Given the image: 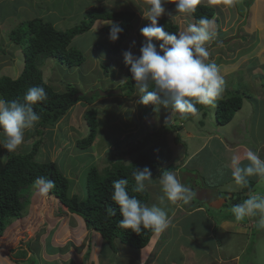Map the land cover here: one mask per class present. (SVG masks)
<instances>
[{
  "label": "rangeland",
  "instance_id": "1",
  "mask_svg": "<svg viewBox=\"0 0 264 264\" xmlns=\"http://www.w3.org/2000/svg\"><path fill=\"white\" fill-rule=\"evenodd\" d=\"M250 1L234 0L233 6L224 4L223 0L214 4L218 8L213 18L216 37L205 46L211 53L210 59L214 60L217 65L226 60V53L227 55L230 54L235 46L247 43L248 36L245 27L248 22L244 23L246 19L244 13ZM96 5H105L115 10L132 9L136 11L137 17L134 28L128 40L123 44L119 56L124 57L123 53L130 50L134 56L138 57L145 40L140 34V30L150 25V21L144 19L141 14V11L148 7L147 0H115L114 6H112V0H107L106 4L105 0H0V26L2 27L0 28V76L9 75L16 78L24 68V51L22 48L17 50L18 46L15 49L14 43L10 40V32L13 28L20 26L28 19L41 17L53 22L59 29L67 30L80 24L84 20L85 12ZM164 7L166 13L163 16L171 17L179 24V33L184 31L188 25L194 24L191 15L176 13L175 4L168 3ZM109 22L97 20L88 32L79 34L73 39L72 46L82 50L85 54L86 60L83 64L67 66L56 58H48L40 65L44 79L55 89L64 91L69 86L68 84H71L88 95L98 94L94 103L78 102L64 118L56 123L55 127L44 128L41 126L27 130L25 142L16 151L24 152L35 141L42 138L44 141L39 148L36 159L39 162L55 161L70 178L72 193H78L83 197L86 195L87 171L91 165L95 163L100 170H103L111 158L121 159L126 163L130 162L137 155L129 156V152L134 150V147L135 149L136 147L140 148L141 151L144 150L148 141V145L151 143L148 135L155 136V133L167 123H178L180 115L170 107L165 108L163 105H161L163 106V113L159 109V111L155 110L153 114L154 111L150 104L142 105L137 102L139 95H141L138 88L132 95L123 93L122 84L128 80V67L130 65L126 66L118 54H113L108 50L110 39L103 32V27ZM226 70L227 67L220 73H224ZM92 107L97 108V116L100 120L98 136L90 149L82 150L77 147L76 141L85 137L89 132L85 112ZM213 109L215 106L208 108L209 111H213ZM198 116H195L189 124L192 125ZM217 121L214 116L211 119L212 126L219 123ZM203 122L199 124L198 130L205 129ZM236 131L241 132L238 128ZM169 134L174 138L172 132ZM2 139L3 137L0 136V141ZM247 145L254 147L252 142L247 143ZM255 150L253 149V151ZM7 154L8 151L0 146V171L5 166ZM242 154L243 151L239 149L224 148L222 153L216 155L217 162L213 163L212 168L216 169L217 172L212 175H209L210 170L207 169V166L203 167V164H197L200 161L199 158L195 160L194 164L185 168L178 161L172 162L169 166L175 167L170 171L175 173L178 171L177 175L180 181L191 187L196 193L193 199L195 202H201L200 197L204 188L208 189L205 196L213 195L216 190L225 191L228 201L220 211L206 207L209 211H218V214H229L234 217L230 211L234 206L232 204L234 193H229V190L238 185L235 184L232 176L233 166L231 161L228 162L227 166L230 171L227 176L219 164H223L226 159H232L234 155L241 158ZM224 178L230 179L224 181ZM211 181L219 184L214 185L210 183ZM254 190H258V194L264 193V179L259 182L252 181L251 187H244L238 193L241 195L245 192L256 194L253 192ZM148 192L153 193V188L150 187ZM234 196L239 197V194ZM25 201L26 207L22 218L12 219L7 224L4 236L0 239V264H18L11 259L22 249L27 252L31 259L21 261L19 264H31L32 261L36 264H100L101 261L106 264H114L111 260L116 264L136 263L135 260H132L135 255L131 251H122L124 247L121 243H119L121 249L119 258V256L116 257L112 254V249L106 240L98 236L93 230L88 229L78 216L66 212L60 214L59 207L61 204L55 197H50V195L42 197L32 186L26 190ZM189 204L191 201L186 206ZM40 211H42L44 218L42 223ZM256 217L258 220L255 222L258 223L259 216ZM247 219L254 222L250 217L239 222L247 224ZM187 221L182 220L180 224L187 226L189 222ZM219 229L220 226L218 225L216 227L217 235L220 234L222 227L221 230ZM263 230L262 228L253 232L249 227L242 229L246 236L250 232L258 235L251 240L246 256L253 259V249H256L258 258L262 260L261 264H264V238L259 237L262 234L264 237V232H261ZM244 239V236L235 234L231 240L232 246L235 247ZM126 249L129 248L126 247ZM61 251L64 257L59 253ZM157 256L158 251L154 260L159 259L160 256Z\"/></svg>",
  "mask_w": 264,
  "mask_h": 264
},
{
  "label": "trees",
  "instance_id": "2",
  "mask_svg": "<svg viewBox=\"0 0 264 264\" xmlns=\"http://www.w3.org/2000/svg\"><path fill=\"white\" fill-rule=\"evenodd\" d=\"M217 11L216 6L204 4L198 6L196 12L191 16L194 19V24H196L201 17L213 20ZM136 17L137 13L132 9L115 10L105 5H96L85 12L84 20L80 24L67 30L59 29L53 22L44 20L41 17L31 18L21 23L20 26L11 30L10 39L15 45L23 47L24 68L16 78L9 75L0 76V98L7 101L19 100L23 102V97L30 87H43L47 94V100L33 105L34 111L41 117L40 127L55 126L78 102L93 104L98 94L88 95L71 84H68L69 86L64 91L57 90L44 79L40 65L48 58H56L67 66L83 64L86 60L85 54L82 50L73 47L72 41L77 35L88 32L97 20L113 21L114 24L123 29L118 40L115 42L110 40L108 46L109 52L119 56L123 44L128 40L134 28ZM158 23L165 26V29L170 33L178 35L180 26L173 18L163 16ZM103 32L109 36L110 25L106 24L103 27ZM25 43L26 46H24ZM153 43L159 51L162 42L153 39ZM119 58L122 61L124 60L122 56H119ZM154 87V84L150 85L149 90H153ZM122 88L124 89H122L123 93L129 95L136 91L137 86L132 79L130 66L128 67V80L122 84ZM244 98L245 93L240 90H232L226 97L218 99L215 102L218 122L222 125L229 123L242 107ZM150 106L154 111V106L152 104ZM196 107L200 113L208 106L197 104ZM159 109L163 113V106H160ZM97 114L98 111L95 107L89 108L85 112L89 132L85 137L76 141L77 147L82 150L90 149L98 136L100 120ZM194 116L196 115L180 114V119L185 121L192 119ZM179 127L181 126L167 123L155 133V136L177 130ZM147 137L150 139L152 135ZM43 141L40 138L24 152L15 151L7 154L5 166L0 171V239L4 236L7 224L12 219L22 218L26 207V190L34 186L37 177L44 176L55 181L56 187L49 193L50 197H55L62 207H66L70 212L79 215L85 221L88 229L99 232L115 254H118L119 251L116 238L122 244L136 249L144 248L152 241L155 233L151 230H142L138 235L130 229L119 226L122 217L120 216L119 207L113 202L111 196L113 182L124 178L128 181L127 190L129 195L135 196L141 203L146 204L149 199L147 189L142 193L133 191L135 186L133 172L135 169L143 170L145 167L154 169L160 165L158 161L145 153H141L128 163L111 158L103 170H100L94 163L87 171L86 195L83 197L78 193H72L70 178L59 168L55 161L39 162L36 159ZM174 168L169 166L165 170L169 171ZM238 194L239 197L233 195L232 204L234 205L242 203L246 198L243 193L242 195L241 193ZM110 208L115 209V216L108 215ZM60 209L61 206L59 207V213ZM39 215L42 223L44 220L42 211L39 212ZM27 259H30V257L22 249L11 260L19 264Z\"/></svg>",
  "mask_w": 264,
  "mask_h": 264
},
{
  "label": "clouds",
  "instance_id": "3",
  "mask_svg": "<svg viewBox=\"0 0 264 264\" xmlns=\"http://www.w3.org/2000/svg\"><path fill=\"white\" fill-rule=\"evenodd\" d=\"M106 3L107 0H105ZM147 3L148 7L141 11V14L144 19L150 21V25L140 30V34L145 38L140 48V55L138 57L134 56L130 50L123 53L124 63L126 66L130 65L132 79L135 81L141 94L137 102L142 105L152 104L154 106V113L155 110L159 111L161 105L165 108L170 107L173 111L180 114L192 115H198L199 113V109L196 107L197 104L214 107L215 102L222 97L225 88V79L220 73L219 66L214 60L210 59L211 53L205 46L216 37L214 21L207 17H201L196 24L188 25L178 35L167 31L165 26L159 25L158 21L166 13L164 5L168 3L175 4L176 13L192 15L196 12L198 6L204 4L214 5L220 3V0H147ZM223 3L233 6L234 0H223ZM114 4L115 0H112V6ZM107 25H110L109 39L112 42L117 41L123 29L119 25L114 24L113 21H110ZM153 39L162 42L160 43L159 51L153 43ZM14 46L17 49V45L14 44ZM20 48L23 49V47L18 46L17 50H20ZM152 84L155 87L153 90H149ZM46 100L47 94L44 88L39 86L30 87L23 97V102L19 100L7 101L0 98V136L3 137L2 141H0V146L5 148L8 153L17 151L25 142V132L27 130L40 127L39 121L41 117L34 111L33 105H36L38 102H45ZM52 127L47 126L44 128ZM141 153H145V151H141L138 147L135 149L134 147V150L129 152V156L137 154L133 158L134 160ZM244 158L248 163L243 166L241 165V158L239 156L234 155L231 159L233 166L232 176L235 184L240 187L247 186L249 182L248 178L251 176L264 178V159H261L258 152L249 149ZM158 162L160 163V161ZM167 167L169 165L161 166L160 164L154 169L145 167L143 170L135 169L133 172L135 181L133 191L142 193L146 189L147 191L149 190L147 186L152 181L151 171L157 170L156 173L160 177L159 183L162 187L163 195L158 197L157 204L151 206L146 205L150 200V191L148 192L149 199L147 203L143 204L135 196L129 195L127 179L121 178L113 182L111 198L119 207L120 216L122 217L119 221V226L124 229H130L138 235L142 230H151L155 233L152 241L146 247L140 249L122 244L116 238V245L119 249L118 254L112 251V254L116 257L119 256L121 251L119 247V243H121L122 246L131 248V252H136V250L145 251L147 248L151 249L149 258L144 262L142 261V263L159 264L158 258L156 261L154 260L156 251L159 250L157 247H160L159 244L165 241V231L171 226V220L166 211L165 200L174 204L177 202L188 204L196 196V193L189 186L180 181L175 172L166 171ZM55 187V181L44 176L37 177L34 181V188L42 197H48ZM244 195L246 197L249 196L242 203L236 204L230 209L235 217L232 218L241 221L246 217H250L254 222L247 219L249 225L248 223H244L246 224L245 227L252 228L255 224L256 227L260 226L263 228L264 195L250 194L249 192ZM222 198H225L226 201L219 208L210 206L211 203ZM227 201L228 198L220 197L208 203V205L207 203L204 204L208 208L211 207L219 210ZM62 212L78 216L85 224V221L79 215L70 212L66 207L63 208L61 205L60 214ZM108 215L115 216V209L110 208ZM256 216H259L258 223L255 222L258 220ZM216 227L214 232H216ZM94 232L102 237L99 232ZM152 244L153 246H151ZM59 253L64 257L62 251ZM106 255L108 256V254ZM115 260L117 261L116 258ZM152 261H155V263H152ZM111 262L116 264L112 260Z\"/></svg>",
  "mask_w": 264,
  "mask_h": 264
},
{
  "label": "crops",
  "instance_id": "4",
  "mask_svg": "<svg viewBox=\"0 0 264 264\" xmlns=\"http://www.w3.org/2000/svg\"><path fill=\"white\" fill-rule=\"evenodd\" d=\"M244 14V18H246L244 23L248 22L245 27L248 36L247 43L235 46L230 54L227 55L226 53V60L218 64L219 69H221L220 72H223V69L227 67V70L221 73L225 79V88L221 98L226 97L232 90H240L245 93L242 107L236 112L234 118L225 125L215 123L212 126L211 119L216 117V106L213 111L208 110L210 106L202 110L192 125L189 122L194 117L184 121L180 119L179 115L178 123L173 125H180L181 127L171 131L174 138L171 137L170 132L159 137L153 136L150 138V145H148V141L146 146L144 145V150L142 149L156 161H160L161 166H167L178 161L185 168L194 164L195 160L199 158L200 161L197 164L201 163L204 165L203 167L207 166V169L210 170L209 175H212L217 172L216 169L212 168L213 163L217 162L216 155L222 153L224 148H236L243 151L242 166L248 163L244 157L249 149H256L255 151L258 152L261 159H264V0L250 1ZM241 24L243 25V23ZM0 28L2 27L0 26ZM202 122L205 129L198 130L199 124ZM237 128L241 132H237ZM249 142L254 143V147L247 145ZM230 161L231 159H226L223 164H219L227 176L230 171L227 165ZM151 172L152 181L147 188L152 187L153 193L151 192L150 200L146 204L148 206L157 204L158 197L163 195L157 170ZM177 173L179 172L176 171ZM229 179L224 178V181ZM261 179L264 178L251 176L248 178L249 182L245 187H250L252 181L259 182ZM210 183L219 184L213 181ZM243 189L244 187L237 186L230 189L229 193L238 194ZM207 190L204 188L202 191L200 203L191 200V204L188 206L182 202L174 204L165 200L171 226L165 231V241L159 244L160 247H157L159 249H157L158 256H160L159 264H261L262 260L258 258L256 249H253V259L246 256L251 240L254 236H258L253 232L259 231L261 227H256L254 224V228L249 227L253 232L246 236L242 231L246 224L234 220L229 214L209 211L204 203H210L220 197L228 198V196L225 191L220 190H216V193L211 196H205ZM253 192L258 194V190ZM260 194L264 195V193ZM182 220H188V225L180 224ZM217 224L220 226L219 230L222 227L219 235L214 232ZM235 234L244 236L245 239L233 247L231 240ZM259 238H264L263 234ZM123 247L122 251H132L127 246ZM150 253L151 249L148 248L145 251L136 250V252H132L135 255L132 260L136 261L135 264H139V261L142 263L143 258L145 259L146 256L149 258ZM100 264L106 263L101 261Z\"/></svg>",
  "mask_w": 264,
  "mask_h": 264
},
{
  "label": "water",
  "instance_id": "5",
  "mask_svg": "<svg viewBox=\"0 0 264 264\" xmlns=\"http://www.w3.org/2000/svg\"><path fill=\"white\" fill-rule=\"evenodd\" d=\"M221 200H218L216 202L211 203L210 206L215 207V208H219L226 201L225 198H222ZM32 264H35V263L33 262Z\"/></svg>",
  "mask_w": 264,
  "mask_h": 264
}]
</instances>
